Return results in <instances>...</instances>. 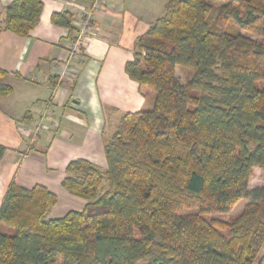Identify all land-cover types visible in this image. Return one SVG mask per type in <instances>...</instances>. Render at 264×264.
Segmentation results:
<instances>
[{"label":"trees","instance_id":"16d2710c","mask_svg":"<svg viewBox=\"0 0 264 264\" xmlns=\"http://www.w3.org/2000/svg\"><path fill=\"white\" fill-rule=\"evenodd\" d=\"M42 8L11 0L0 31L28 36ZM50 21L74 35L70 12ZM176 67L191 70L184 84ZM124 70L154 90L152 107L122 114L105 170L67 163L61 185L82 210L50 216L55 193L8 184L0 264H264V186L248 189L264 169V0H168ZM244 198L228 222L212 217Z\"/></svg>","mask_w":264,"mask_h":264},{"label":"crops","instance_id":"0c3cea01","mask_svg":"<svg viewBox=\"0 0 264 264\" xmlns=\"http://www.w3.org/2000/svg\"><path fill=\"white\" fill-rule=\"evenodd\" d=\"M93 1L43 0L28 36L0 31V68L7 71L1 81L12 87L0 97V144L6 147L0 203L13 181L27 188L41 184L55 193L50 216L82 210L86 201L61 185L67 163L83 158L105 170L107 134L123 113L148 105L151 92L130 79L124 65L133 57L137 37L160 17L168 0L143 9L133 5L139 0H98L80 51L66 62L72 37L50 21L51 14L70 12L76 28ZM10 2L0 0V17Z\"/></svg>","mask_w":264,"mask_h":264},{"label":"rangeland","instance_id":"374dc122","mask_svg":"<svg viewBox=\"0 0 264 264\" xmlns=\"http://www.w3.org/2000/svg\"><path fill=\"white\" fill-rule=\"evenodd\" d=\"M165 0H139L140 3L138 2H133L134 7L137 8H144L148 5H150V7H153L158 4V3H162ZM167 1V0H166ZM160 10V9H159ZM156 12V11H154ZM164 9L163 7H161V11H159L160 16L163 15ZM158 14V11L156 12ZM175 75H176V79L180 84H184L186 82V80L190 77L191 75V70L188 69H182L180 67H176V71H175ZM144 91L147 88L150 92H151V96L148 97V105H146L145 109H149L152 107L153 104V100H154V96H155V92L153 89L143 86ZM112 135V134H110ZM107 134V139H109L111 136ZM264 186V169L255 167L253 169V173L248 181V189H256V188H260ZM249 201V199H240L238 202H236L232 207L229 208V210L225 213H221V214H214L212 215V217H215L216 219H219L221 222H228L231 218H233L234 216H236L244 207V205ZM196 211V209H183L184 213H188V212H194Z\"/></svg>","mask_w":264,"mask_h":264},{"label":"built area","instance_id":"2783aa9c","mask_svg":"<svg viewBox=\"0 0 264 264\" xmlns=\"http://www.w3.org/2000/svg\"><path fill=\"white\" fill-rule=\"evenodd\" d=\"M97 4H99L98 0H94L91 9H89L87 12L84 13L83 18L76 25L75 34L70 39V43H69L70 52L66 58V62L69 61L70 59L75 58V56L80 51V47L83 44L85 38L87 37V32L89 29L93 11L97 8Z\"/></svg>","mask_w":264,"mask_h":264}]
</instances>
